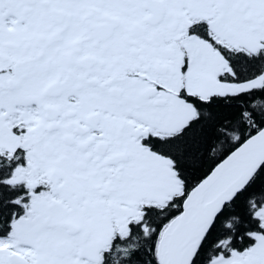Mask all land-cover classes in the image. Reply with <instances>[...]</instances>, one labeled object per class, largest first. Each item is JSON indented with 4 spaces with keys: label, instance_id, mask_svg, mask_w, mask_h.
I'll return each mask as SVG.
<instances>
[{
    "label": "snow or ice",
    "instance_id": "6c2138e0",
    "mask_svg": "<svg viewBox=\"0 0 264 264\" xmlns=\"http://www.w3.org/2000/svg\"><path fill=\"white\" fill-rule=\"evenodd\" d=\"M0 264H264V0H0Z\"/></svg>",
    "mask_w": 264,
    "mask_h": 264
}]
</instances>
